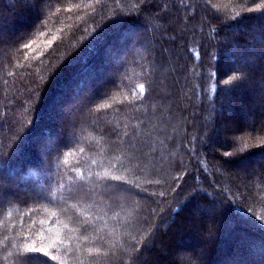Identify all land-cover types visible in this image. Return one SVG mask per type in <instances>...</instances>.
I'll use <instances>...</instances> for the list:
<instances>
[{"label":"trees","instance_id":"16d2710c","mask_svg":"<svg viewBox=\"0 0 264 264\" xmlns=\"http://www.w3.org/2000/svg\"><path fill=\"white\" fill-rule=\"evenodd\" d=\"M262 74L264 0H0V264H264Z\"/></svg>","mask_w":264,"mask_h":264},{"label":"snow or ice","instance_id":"6c2138e0","mask_svg":"<svg viewBox=\"0 0 264 264\" xmlns=\"http://www.w3.org/2000/svg\"><path fill=\"white\" fill-rule=\"evenodd\" d=\"M147 2V0H146ZM24 47H29V45L25 44ZM261 83L264 84V74H262V78H261ZM140 93L143 94L144 92V86L143 85H140V89H139ZM261 92L264 93V87H262L261 89ZM231 102V101H230ZM225 156H229L231 155L230 153L228 152H225L224 153ZM118 179V178H117ZM3 187V184L0 183V188ZM126 191V190H125ZM195 191V190H194ZM192 196L190 195L188 197V199H191ZM147 248V246H145ZM26 251L28 252H33V253H44V255H48V253L45 251L44 248H35V247H31V248H26ZM91 251V250H89ZM142 251V250H140ZM52 259H56L55 256L52 257ZM133 264H150L149 260L147 257H144V258H141V256L137 255L134 259H133ZM177 264H183V260L181 259L180 261L177 262Z\"/></svg>","mask_w":264,"mask_h":264}]
</instances>
